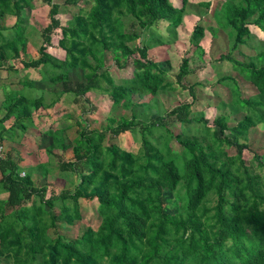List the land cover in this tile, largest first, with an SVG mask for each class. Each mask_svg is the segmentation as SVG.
<instances>
[{"label":"trees","instance_id":"obj_1","mask_svg":"<svg viewBox=\"0 0 264 264\" xmlns=\"http://www.w3.org/2000/svg\"><path fill=\"white\" fill-rule=\"evenodd\" d=\"M51 1L43 0L49 8L48 24L41 30L39 57L23 66H41L43 81L62 85L57 97L69 96L74 104H87L84 95L99 91L100 82H103L109 87L106 96L114 105L131 95L138 98L149 95L152 106L137 107L126 103L123 106L129 112L127 118L108 119L107 126L100 131L78 132L71 150L72 160L60 165L61 170L78 178L71 193H51L44 198L45 188H35L29 179L32 170L40 176L45 175L46 171L39 169L41 166L20 176L16 163L1 158L0 191L7 197L5 204L0 202V258L13 257L14 264H264V210L260 209L264 205V164L253 154L252 159L262 170L261 176L254 175L241 159L242 151L247 148L243 143L246 132L254 125L249 117L264 112V63L256 66L252 61L239 62L232 56L234 52L242 56L238 47L247 46L249 25L264 34V0H224L213 15L218 29L228 38L227 51L218 56V61H226L237 68L242 80L256 93L251 98L241 99L232 78L216 80L217 84L227 87L232 106L244 112V116L229 128L233 138L223 136L226 132L222 125L224 118L214 119L211 129L201 114L190 112L192 102L168 112L161 110L154 97L169 85L155 64L146 60L148 46H138L134 50L126 46L138 37L124 30L122 16L129 14L139 31L161 22L173 32L186 14L185 0H180L179 8L172 7L167 0H93L86 19L73 20L71 28L59 25L55 18L57 6ZM70 2L65 0L64 3ZM200 6L208 8L207 3ZM23 7L24 0H0V17L11 15L17 24L16 33L3 44L13 58L18 56V45L24 43L23 27L18 26L23 22L20 16ZM55 30L59 33L56 46L64 54L62 61L45 52ZM202 37L203 27L192 26L188 45L200 55L198 43ZM115 49L118 57L113 54V61L119 67L124 66L134 52L138 55L131 60L135 74L119 85H113L104 72L98 73L102 70L104 53ZM256 55L264 58L261 50ZM190 63L181 59L175 76L177 83L203 67L201 61ZM77 67L80 72L85 71L82 81L74 89L65 90V71ZM188 91L193 101V93ZM41 101L38 97L29 104H25L24 99H17L10 105L5 103L0 135L1 123L10 115H27L28 106L38 109L43 107ZM167 118H173L180 125H198L194 135L174 136L185 152L183 162H178L167 147L159 145L161 133L170 134L164 125ZM16 124L22 130L25 128L20 122ZM133 128L140 132V148L135 155L114 146H101L106 134L116 137ZM219 142L232 147L235 156L217 164L215 144ZM164 193L173 194L177 213L170 215L163 211ZM209 195L214 196L211 207H208ZM80 198L96 201L97 228L87 229L78 239L56 237L48 240L45 231L54 228L56 220L51 212L53 205L59 203L60 215L69 223L71 217L65 202ZM2 205L12 208V213L2 215ZM43 206L48 209L46 212Z\"/></svg>","mask_w":264,"mask_h":264},{"label":"rangeland","instance_id":"obj_2","mask_svg":"<svg viewBox=\"0 0 264 264\" xmlns=\"http://www.w3.org/2000/svg\"><path fill=\"white\" fill-rule=\"evenodd\" d=\"M70 1L72 3L68 4L64 3L65 0L51 1L57 6L55 18L63 28H71L75 19L85 20L94 2L93 0ZM167 1L172 7L179 8L180 6V0ZM185 1L184 10L187 14L182 16L181 23L174 28L173 32L168 31L166 23L161 22L149 27L147 30L139 31L135 27L134 19L129 14L122 16L121 23L124 30L128 33L134 32L138 37L126 46H130L131 49L142 45L148 46L145 54L146 60L155 64L162 72L164 82L169 85L168 88L163 92L157 93L154 97L161 110L168 112L175 107V102L181 103L183 100L189 102V91L181 89V86L189 85L194 89L191 90L193 93L192 113L201 114L203 119L207 121V126L211 127V129H213L211 123L214 119L217 117L224 118L222 125L226 132L223 133V136L233 138L228 132L229 128L244 116V112L232 106L227 87H220L221 85L219 86L216 80L221 76L232 78L236 83L241 99L251 98L256 93L249 84L242 80L240 71L237 68L226 63V61H218V56L224 55L227 51L228 38L224 31L218 29L213 15L217 13L224 0ZM205 3L208 4L206 10L200 6ZM48 9L43 0H24V7L20 13L23 22L20 27H23L22 33H25L22 40L25 39L23 47L27 51L26 59L33 56L35 48H38L41 44V30L48 24ZM8 24L10 25L11 22ZM195 24L203 27V37L198 43V47L202 52L201 55L194 47L188 45L187 41L188 34ZM248 30L250 39L247 42V46L238 47V51L242 56H238V54H235L236 52L232 56L239 62L252 61L256 66H259L264 63V58L258 57L256 53L261 50L264 54V34L252 25L248 26ZM9 33H12V31L6 34L8 35ZM58 38V30H55L51 34L45 50L59 61L62 60L63 52L56 46ZM156 42H160V44H156ZM149 44L152 45L149 46ZM257 46L262 48H257ZM113 54H117L116 49L109 53H104L102 70L98 71V73L104 72L111 79L113 85H119L123 80H128L135 74L132 70L131 60L137 58L138 55L134 52L126 64L119 67L114 64ZM183 58L189 60L191 65L201 61L203 62V67L189 73L177 83L175 76ZM119 61V64H121L120 56ZM38 69L41 71L40 68ZM76 70L77 68L75 70H66L68 72L65 71V74H67V78L63 83L65 90L74 89L75 85L82 81L81 76L85 71L82 70L78 74ZM40 71L34 74L40 77V83L32 85L37 93H35V89L28 87L20 92L28 100V103L40 97L42 99L41 105L43 106L35 110L28 106L34 117L32 124L36 123V126L32 127V124L30 125L31 122L25 123L26 128L22 130L24 131L22 133L28 134L23 142L25 145L28 144V149L30 148L33 152L31 155L32 166L37 168L41 165L39 169L43 168L46 171L43 177L32 170L31 175L40 177L38 183L33 180L32 185L35 188H45L44 198H47L51 193L54 195L64 191L71 193L75 189L78 182L77 176L71 172L61 170L60 165L72 160L71 150L74 147V141L79 131H100L107 126L108 119L118 120L129 116V112L124 109V104L131 103L137 107L145 104L151 107L152 97L146 95L138 98L136 95H131L127 99L120 100L118 105H114L106 96L109 87L100 82L101 89L99 91H89L84 95L87 104L80 102L74 104L69 96L58 98L57 95L61 91L62 85L50 86L46 84L42 79L43 70ZM194 82L195 84H193ZM81 112L84 113L81 114ZM258 113L249 117L254 122V125L246 132L243 143L246 144L247 148L242 151L241 159L251 174L261 176L262 170L256 166L257 162L252 159L253 154H255L260 158V162L264 164V121L261 122L262 119L264 120L262 118V116L264 117V112ZM45 116H47V119L44 118ZM41 118L44 119L39 120ZM164 121L165 129L170 134L168 136L162 132L163 137L159 145L167 147L175 155L178 162H183L186 159L185 152L176 143L174 136L189 137L194 135L197 131L195 128L198 125H180L173 118H167ZM198 128L200 129V127ZM47 131L53 132V136L46 134ZM152 135L155 137L154 134ZM101 146H114L124 152L135 155L140 148V132L137 128H133L116 137H110L106 134ZM215 147L217 149L216 155L218 156L217 164L235 156V150L232 147L224 146L221 142L216 143ZM20 176H22V173H20ZM163 199L162 209L164 212L170 215L178 212L177 202L172 193H164ZM213 202L214 196L209 195L208 207H211ZM65 205L69 207L70 222L66 223L64 221L65 219L60 215L59 203H55L51 209L56 218L54 228L45 231V236L48 240H53L56 237L78 239L87 229L95 230L99 225L95 200L80 198L74 202H65ZM28 206L29 203L26 204V207ZM260 209L264 210V205ZM43 210L46 212L48 209L43 206ZM12 211L11 209H6L3 213L8 216ZM0 264H14L13 257L0 258Z\"/></svg>","mask_w":264,"mask_h":264},{"label":"crops","instance_id":"obj_3","mask_svg":"<svg viewBox=\"0 0 264 264\" xmlns=\"http://www.w3.org/2000/svg\"><path fill=\"white\" fill-rule=\"evenodd\" d=\"M11 18H12V20H11ZM200 18H202V17H200ZM9 22H11L10 25L8 24ZM18 26H21V25H18ZM16 27H17V24L15 21V17H13L11 15H3L0 17V54L2 55V57L0 55V118H2L3 115L5 114V107H3V105L5 103H9V105H10V104H14L15 100H17V99L18 100L24 99L25 104H29L28 100L25 97H23L20 94V92L23 89H25L26 87L31 88V89H35L32 85L33 84L36 85L37 83H40L39 82L40 77L34 75L35 73H39L40 70L38 68H40V67L38 66L36 68H31V67L23 66V65H29L38 59V57H39L38 53H37L38 48H35V50H34L35 53L33 56L26 59L25 56L27 54V51H25V47H23L21 44L18 45V51H17L18 56L15 58L11 57L9 55L8 51L3 47L4 40H6L7 38L11 37L14 33H16V31H17ZM11 31H12V33H9L8 35L6 34L7 32H11ZM23 35H25V33L24 34L22 33V38H23ZM24 40H23V42H24ZM23 45H24V43H23ZM45 52H46V50H45ZM46 53L49 54L48 52H46ZM49 55L51 57H53L51 54H49ZM63 58H64V54L62 56V60H63ZM62 60H59V61H62ZM75 69H73V70H75ZM67 70H70V69H67ZM76 71L79 74L80 70L78 67H77ZM66 72H68V71H66ZM82 76H83V74H82ZM221 77H225V76H221ZM226 77H228V76H226ZM79 83H80V81H79ZM46 84H49V83H46ZM193 84H195V82ZM49 85L53 86L52 84H49ZM58 86H60V85H58ZM183 86H184L185 90H189V89L194 90L189 85H187V86L183 85ZM220 87H222V86H220ZM35 93H37L36 89H35ZM189 98H190L189 102L184 101V100L181 103L175 102V104H176L175 107L178 105H181L183 103L189 104L192 102L191 107H190V111H191V108L193 106V101L191 100V97H189ZM29 102H31V101H29ZM191 112H193V111H191ZM31 115L32 114H31L30 110H28V114L24 115V116H20V115H18V113H13L12 115L9 116L8 119L4 120L1 123L2 133L0 135V141H1L2 146H3V154L1 155L0 159L1 158L2 159L8 158L12 162L16 163L17 167L20 169V173L26 172V171L34 168V166H32V164H31V162H32L31 155L33 152L31 151L30 148L28 149V147H29L28 144L25 145V143L23 142L24 139L28 136V134L22 133L24 131H22L20 125L16 124V122H20L22 124H25V123L28 124L31 122L30 123V125H31L32 121L34 120L33 115L32 116ZM17 116H20V117H17ZM46 117L47 116H45L44 118H46ZM18 118H20V119L17 121ZM44 118H41L39 120H42ZM31 126L32 127L36 126V123H33ZM46 134H50L51 136H53L54 133L47 131ZM0 177H1V175H0ZM29 179H30L31 183L33 182V180H35L38 183V179H40V177H37L36 175H31V173H30ZM6 197H7V194L0 191V202L2 204H5ZM6 209L13 210L12 208L7 207L6 205H2V207H1V210H2L1 214L2 215H4L3 211H5Z\"/></svg>","mask_w":264,"mask_h":264},{"label":"built area","instance_id":"obj_4","mask_svg":"<svg viewBox=\"0 0 264 264\" xmlns=\"http://www.w3.org/2000/svg\"><path fill=\"white\" fill-rule=\"evenodd\" d=\"M2 154H3V146H2V143L0 141V157H1Z\"/></svg>","mask_w":264,"mask_h":264}]
</instances>
